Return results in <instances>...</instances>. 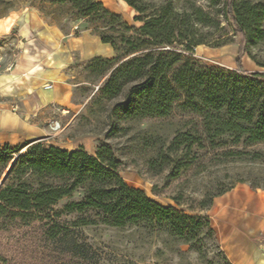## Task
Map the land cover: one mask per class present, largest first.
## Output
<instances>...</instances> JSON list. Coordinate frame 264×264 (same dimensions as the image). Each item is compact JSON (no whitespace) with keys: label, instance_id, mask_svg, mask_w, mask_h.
<instances>
[{"label":"rangeland","instance_id":"rangeland-1","mask_svg":"<svg viewBox=\"0 0 264 264\" xmlns=\"http://www.w3.org/2000/svg\"><path fill=\"white\" fill-rule=\"evenodd\" d=\"M142 1L158 5L162 0ZM237 1L264 3V0ZM104 2L128 23L141 25L125 14L130 9L125 3ZM173 3L178 10H192V7L203 10L202 21L194 26L195 38L202 44L192 52L182 46L175 48L193 58L202 70H216L213 74H202L206 78L212 76V96L217 103L224 92L222 87L225 90L229 87L239 108L253 114L264 110V81L248 80L237 71L241 39L224 17L223 0H173ZM12 11H35L63 34H79L83 30L91 33L90 22L77 18L67 5L53 0H0V17ZM258 29L240 66L248 73L264 74L263 17ZM14 40L12 33L0 36V53L6 54ZM96 57L81 59L76 55L70 64L66 79L73 92L68 111L51 120L59 121V130L51 132L49 122L46 124L52 144L68 151L83 148L93 156L100 147L109 146L118 161L117 172L128 185L143 190L161 205L209 222L217 217L214 202L232 188L246 186L264 194V142L250 144L245 135L236 141L235 132L220 133L219 119L205 117L206 111L215 116L217 110L207 105L198 93L194 100L201 105L200 110L183 105L186 97L181 94L165 116L135 117L115 112L114 106L124 100L123 92L110 96L102 91L112 68L95 60ZM4 64L3 59L2 67ZM220 115L224 119L228 117L224 108ZM24 151L25 148L21 150ZM16 159L14 155L0 173V182L5 180ZM80 199L81 194L75 193L52 208L60 211L66 203ZM78 216L97 219L92 212L62 215L61 219L71 221ZM77 231L79 238L92 246L100 264H225L216 234L210 233L206 226L188 238L172 235L165 225L113 227L97 222L81 226ZM254 238L257 249L264 253V235ZM0 255L9 264H48L53 259L34 226L0 231Z\"/></svg>","mask_w":264,"mask_h":264},{"label":"trees","instance_id":"trees-1","mask_svg":"<svg viewBox=\"0 0 264 264\" xmlns=\"http://www.w3.org/2000/svg\"><path fill=\"white\" fill-rule=\"evenodd\" d=\"M122 1L135 10L133 20L140 26L128 23L98 0H53L67 5L77 18L90 22L91 32L112 47L113 57L97 56L95 60L112 68L102 91L110 96L123 92L124 100L114 106L115 112L135 117L165 116L181 94L186 97L183 105L200 110L201 105L194 100L198 93L217 110L215 116L206 111L205 117L219 119L220 133L235 132L236 141L245 135L250 144L264 142V110L253 114L239 108L229 87H222L224 92L217 103L212 96V76L202 74L216 70H202L193 58L175 48L182 46L192 52L202 44L194 34L195 23L202 21L200 7L178 10L173 0H162L158 5L142 0ZM223 12L229 27L241 39L237 71L248 80L264 81V74L248 73L240 66L261 17L264 19V3L223 0ZM223 108L228 116L225 119L220 115ZM14 155L17 159L0 185V231L34 226L53 255L48 264H100L92 246L77 234L79 227L97 222L113 227L165 225L180 238H188L204 226L214 234L208 220L161 205L143 190L128 185L117 172L118 161L109 146L100 147L93 156L83 148L68 151L42 140L5 145L0 148L1 174ZM75 193L81 194L79 201L66 203L60 211L53 210L59 200ZM87 212L97 219H61L62 215ZM222 256L225 264H231L223 252ZM0 264L9 263L0 255Z\"/></svg>","mask_w":264,"mask_h":264},{"label":"crops","instance_id":"crops-1","mask_svg":"<svg viewBox=\"0 0 264 264\" xmlns=\"http://www.w3.org/2000/svg\"><path fill=\"white\" fill-rule=\"evenodd\" d=\"M129 8L120 11L133 19L136 12ZM10 33L16 40L4 54L0 72V148L33 140L52 144L46 124L68 111L73 88L66 77L74 57L111 58L114 51L89 30L61 33L35 11L0 17V36ZM47 84L52 87L46 89ZM219 197L214 202L217 217L210 225L228 261L264 264V253L254 242V237L264 235V194L238 186Z\"/></svg>","mask_w":264,"mask_h":264},{"label":"built area","instance_id":"built-area-1","mask_svg":"<svg viewBox=\"0 0 264 264\" xmlns=\"http://www.w3.org/2000/svg\"><path fill=\"white\" fill-rule=\"evenodd\" d=\"M4 46H7V45L4 44ZM1 48H2V47H1ZM1 48H0V49H1ZM3 59H4V54L0 53V72L2 71ZM51 87H52L51 84H47V85L45 86L46 89H50ZM60 127H61V126H60V123H59V121H57V120H53V121H50V122L48 123V128H49V130H50L51 132H55V131L59 130Z\"/></svg>","mask_w":264,"mask_h":264},{"label":"water","instance_id":"water-1","mask_svg":"<svg viewBox=\"0 0 264 264\" xmlns=\"http://www.w3.org/2000/svg\"><path fill=\"white\" fill-rule=\"evenodd\" d=\"M2 181L0 182V185H1Z\"/></svg>","mask_w":264,"mask_h":264}]
</instances>
